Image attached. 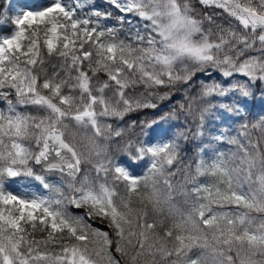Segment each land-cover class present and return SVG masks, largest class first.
I'll return each instance as SVG.
<instances>
[{
  "label": "snow or ice",
  "instance_id": "1",
  "mask_svg": "<svg viewBox=\"0 0 264 264\" xmlns=\"http://www.w3.org/2000/svg\"><path fill=\"white\" fill-rule=\"evenodd\" d=\"M200 2L227 11L244 29L250 30L251 39L229 32L228 38L220 36L219 42L210 40L209 35L203 32L201 22L191 15L187 0H124L123 3L110 0L121 13H134L150 21L152 31L158 34L159 39L149 36L147 46L137 48L118 41L117 30L103 28L98 20L75 18V12L69 10L62 0H54L43 11H28L14 18L16 31L10 38L0 41V90H14L18 104L40 106L47 115L41 118L16 112L10 100L7 114L0 111V205H3L0 207V264H116L109 251L113 244L109 233L93 228L84 216L68 212V205L85 208L88 217L106 220L119 237L117 252H125L123 241L127 240L131 245L130 238L138 237L137 243L142 251L137 256H142L146 250L152 255L153 264H234L233 257L228 254L233 249L239 264H264V261L253 259L257 254L264 256V219L255 221L249 215L253 210L264 213V155L259 151L249 153L236 138L228 142L239 145L244 151L241 166L229 167L223 153L211 163L201 159L196 167L197 176H210L214 183L211 187L197 185L192 188L198 197L201 191L207 193L203 197L207 202L193 204L187 213L170 203V193L165 196L158 188L160 179L167 174V166L177 159L174 143L128 145V148H135L136 155L128 152L134 160L150 157V167L142 176L130 175L121 166L109 168L107 165L112 161L108 160L107 164L94 165L97 174H103L104 182L94 183L84 175L79 186L76 183L81 164L91 163L93 154L99 158L105 153L99 138L107 139L105 129L110 130L111 125L101 124L99 117L122 118L133 108L156 106L128 98L125 90L130 86L137 83L147 87L168 86L177 81H187L195 69L185 65L181 70L183 74L176 71V65L185 61L199 67L213 65L225 77L240 73L253 81L264 80V0H257V3L253 0ZM92 15L110 16L99 11ZM119 19L122 21L123 17ZM41 30L44 33L42 42ZM233 39L242 47L230 45ZM138 40L144 41L145 37L138 36ZM257 43L262 55L250 56L238 63L237 59L255 49ZM42 45L48 55H57L67 65L66 69L62 65V70L74 79V84H69L67 78L57 79L59 73L40 81L34 69L37 64H44ZM72 69L76 70L75 77L70 75ZM89 71L94 75L102 71L108 76V81L95 90L96 94ZM65 86L68 93L64 92ZM110 86L114 88L115 101L104 96L105 89ZM76 90L80 92L79 97L71 94ZM240 92L243 96L249 95L243 87ZM213 93L225 95L226 90L213 85L207 87L202 95L211 96ZM97 106H100L99 111ZM230 110L239 111L238 108ZM200 119L203 121V113ZM69 121L79 128L92 130V135L84 137L89 145L87 156L78 150V134L69 130ZM120 134L119 131L115 133L116 136ZM33 138L36 150L22 143ZM53 155L55 162L50 159ZM235 155L232 153L233 157ZM31 160L36 165L43 164L47 171L66 172L73 181L68 184L70 191L66 194L37 175L35 179L50 190L48 197L23 199L5 192L6 177L33 176V169L29 166ZM254 170L256 187L245 193L242 190L244 183L252 182ZM109 173L112 174L111 182L108 181ZM197 176L188 182L196 184ZM163 182L172 187L166 178ZM120 185H123V193L118 190ZM134 195L142 204L147 198L154 214H162L166 207L168 216L176 218L172 227L177 234L173 236V231L168 230L164 237L157 236L152 231L157 223L147 222L149 212L130 206ZM213 204L237 205L248 212L234 216L215 212ZM22 221L30 225L32 231L37 229V222L42 226L41 230L50 229L47 238L30 239L25 234L27 230ZM159 223L162 224L163 220ZM134 227L138 231L133 230ZM65 232L67 236L62 235ZM57 233L61 235L57 237ZM153 237L156 242L148 244L145 249V242ZM167 238L173 240L171 248L167 246ZM63 240L75 243H61L60 251L56 253L42 250L50 243ZM90 244L94 246L90 247ZM194 249L201 251L193 254ZM157 254L159 260H156ZM93 256L99 259H93ZM136 258L134 256L133 261Z\"/></svg>",
  "mask_w": 264,
  "mask_h": 264
},
{
  "label": "trees",
  "instance_id": "2",
  "mask_svg": "<svg viewBox=\"0 0 264 264\" xmlns=\"http://www.w3.org/2000/svg\"><path fill=\"white\" fill-rule=\"evenodd\" d=\"M40 1L41 0H33L32 7L30 10L31 12H38L44 10L40 6ZM66 1L70 2L69 10L75 12V18L92 19L93 21L98 20L103 28L116 29L117 30L116 39L118 41H124L126 44H130L133 48L146 47L147 38L149 36H155L156 38H159L158 34L151 31V29H149V27L147 26V23H145L144 21L142 22V20L139 25L130 24V17L128 15L126 17H123L122 13L114 5L105 6L102 9L96 6L97 5L96 0H66ZM96 11H99L104 14H110V16L104 15L101 17H95L92 14ZM121 17H123L122 21L121 19H119ZM42 28L43 26H41V29ZM15 31H16V27L13 21V11L11 10L10 6L6 5L5 0H1L0 1V36L6 35V38H10ZM40 36L42 42L44 38V33L42 30ZM138 36L145 37V40L139 41ZM42 55L44 58V64L43 65L37 64L34 69L36 74L39 76L40 81H43L45 78L52 77L54 73H59L57 79L67 78L69 84L75 83L74 79L69 78L66 74V71L62 70V65L64 69L67 68V65L63 63L62 59L55 54L48 55L43 45H42ZM93 59L95 60V57ZM191 69H194V67ZM85 70H87V64H85ZM88 74L90 77H92L91 86L93 88L94 94H96L95 90L103 82L108 81V76L106 75V73L102 71L96 73L95 75L91 71H89ZM181 74H183V72ZM70 75L71 77H75L76 70L72 69ZM135 78L137 80L139 79L138 76ZM181 84L182 83H173L168 86L147 87L144 84L138 83V85L130 86L128 88L130 93H135L136 95L144 96V101L142 103L155 104L156 106L133 108L132 111L128 112V115L124 117V119L128 120V122H135L136 124H138L139 122L140 123L143 122L145 117L149 118L148 120L156 119V121H160L161 127L164 124L166 125L167 123L169 126V133L164 136V142L174 143L177 146L176 149L177 153L182 154L183 156V162L184 160L185 162H187L188 160L191 161L193 170L195 172H196V167L201 159L205 160L208 163H211V161L216 159L220 153L224 154L223 159L228 161L229 167H240L241 158L244 155V151L241 150L239 145L231 144L228 142L230 139L233 138L238 139L239 144L243 145V148L246 149L249 153L255 154L257 151H259L262 155H264L261 146L255 144L254 135L250 131V129H246L244 128V126H242L245 118H247V122H246L247 126H250V128H252V123H253L252 116L254 114L253 113L251 114V112L253 111L262 112L263 105H261V103H254V105H252V103L246 102L244 104H241L239 103L238 100L228 99L230 100L229 107L227 108L228 114L231 113V111H233L230 109L238 108L239 109L238 113L240 115H243V119L242 120L239 118L236 119L238 126V133H235V131H229L231 133L227 137L225 135V131L221 129L222 127H224L223 124H219V123L215 125L211 124L208 121V119L206 120V118H204L203 121H201L200 119L201 115L199 113H198L199 115L198 118L195 116L196 113L194 114V112L201 111V108L203 107L201 106L199 100L194 103L189 98V96L183 92V88H181L182 87ZM199 86L200 83H198V87ZM111 88L112 87L110 86L109 88L105 89V91L108 89L110 90ZM229 89L230 88H227L226 91H228ZM153 90L154 91L163 90L157 93V95L159 94L160 97H156L155 100H151L149 98V92ZM164 90H171V92L174 90L177 91L174 94L171 93L172 96L171 95L169 96L170 92L166 93ZM44 91L45 94H47V90ZM64 92L65 93L69 92L67 86H65ZM5 93H7L6 96ZM71 94L77 97L80 96L79 90L73 91ZM9 100L12 101V104L15 106L16 112H19L21 114L30 115L33 117H41V118L47 115L39 112L41 109H43L40 106H34L30 104H18L15 91L12 89L0 90V111L5 112V114H7L8 111ZM229 116L231 118V121H233L232 114ZM227 122H229L228 119ZM200 125H202V127H199ZM199 128H202L201 132H199ZM77 134H78L77 135V139H78L80 135L79 133ZM216 137H223V139L218 140L216 139ZM22 143H24L25 146L30 147L33 150H36L34 138L24 140L22 141ZM78 150H81L79 146H78ZM232 153H235L236 155L233 157ZM177 162H179V160L175 161L174 163ZM30 163H32V160L30 161ZM113 165L125 167L129 171L130 175L137 177L145 174L147 172L148 167H150V165L141 164L138 165L137 169H131V167L127 165L125 162H121V163L114 162ZM172 165L169 167L172 168ZM255 177H256V172L254 170L252 182L246 181L244 183L242 190L245 193H250L255 188ZM15 178L16 177H6L4 180V186L14 185L17 182ZM165 178L167 179V176L161 178L160 182L164 183L163 181ZM48 183L50 185H55L61 188V190L64 191L66 194L70 191L68 185L66 184L65 179L62 178L59 174H56L54 178L50 177ZM213 183H214V178L210 176H198L197 185L201 187L204 185L211 187ZM221 187H223V185ZM118 190L121 191V193H123V185H120ZM141 191H143V189H141ZM45 192H47L50 195L49 189H47V191ZM201 192L204 195L199 194L198 197L196 193H192V195L189 196V200L200 199L202 201L203 197H205L207 193H204L203 191ZM0 207H3V205H0ZM212 208L215 212L229 213L233 216L240 212H248L247 209H244L240 206L229 205V204H224V205L213 204ZM67 211L73 215L84 216L86 222L91 224L93 228H97L100 229L101 231H106L109 233V238L113 240V244L110 246L109 251L111 252L113 260L116 262V264H153V257L148 251L144 250L142 256H137V253L142 251L137 243L138 237L130 238L132 240L131 245L127 243V240L123 241L122 246L124 247L125 252L124 253L117 252L116 241L119 239V237L116 236L115 230L111 228L109 224L101 226L91 223L86 218L85 210L83 208H76L73 205H68ZM254 213H258V212H255L253 210L249 212V215L251 217H254L255 221L261 220V217L257 219ZM174 219L176 218L168 216L167 212L165 214H160V215L149 212L147 222L152 223L155 221L157 223L156 228L152 230L157 234V236L164 237V233L168 230H172L173 236H175L177 233L175 229H173L172 227ZM161 220H163L162 224L159 223V221ZM22 226H24L25 229L27 230L25 234L28 235L30 239H36V240L46 239L47 232L50 231V229L41 230L42 226H40L38 222H37V229L35 231H32L31 226L25 224L23 221H22ZM133 230L138 231V229H136L135 227ZM55 235L59 237L61 234L57 233ZM62 235L67 236V233L65 232ZM167 240H168L167 246L171 248L173 246V240L172 238H167ZM155 242H156L155 237L150 238L148 241L145 242V249H147L148 244H152ZM61 243H75V241L63 240V241L50 243L46 249H42V250H46L51 253L59 252ZM93 246L94 245L90 244V247ZM157 246L159 245L157 244ZM200 251L201 250L199 249H194L193 254H198ZM134 256L137 257L135 261H133L132 259ZM93 259H99V258L93 256ZM156 260H159L158 254L156 256ZM101 264H105V262H101Z\"/></svg>",
  "mask_w": 264,
  "mask_h": 264
},
{
  "label": "rangeland",
  "instance_id": "3",
  "mask_svg": "<svg viewBox=\"0 0 264 264\" xmlns=\"http://www.w3.org/2000/svg\"><path fill=\"white\" fill-rule=\"evenodd\" d=\"M1 1V0H0ZM33 0H5V3L7 6L11 7V10L13 11V20L16 17L21 16L24 12H28L31 10ZM54 0H41V7L42 9H45L52 5ZM123 3L124 0H121ZM190 8L192 9L191 15L199 20L202 25L203 32L207 33L209 35L210 40L214 42H219V37L224 36L225 38H228L229 32L236 33L237 36L243 35L247 36L251 39L252 34L250 30L244 29L243 26L239 23V21L228 14L227 11L224 9L210 6V5H204L200 2V0H187ZM254 3H257V0H253ZM62 3L69 9V1L62 0ZM97 7L104 8L105 6L112 5L110 3V0H96ZM130 17V24L132 25H139L144 21L147 23V26L149 29H151L150 21H147L138 15L134 13H122L123 17L126 16ZM210 18V19H209ZM6 36L0 37V41H2ZM159 39V38H157ZM196 39H199V36L196 37ZM230 45H235L237 48L242 47V45H237L236 41L230 40ZM228 46L225 47V51H227ZM259 44L257 43L256 48L245 52L244 56H241L237 59V62H241L244 59L250 57V56H261V52L258 51ZM233 54L234 53H230ZM187 65L189 69L194 67V73L191 76V78L187 81H177L174 83H182L181 88H183V92L189 96V98L195 103L196 101H200L201 111L204 115V118L211 124H223L224 127L221 129L225 131V135L228 137L231 132L229 131H235V133H238V126L236 119H243V115H240L238 111H231V113L228 114L227 108L229 107V101L230 100H238L239 103L244 104L246 102L252 103H261L263 105V111H253L254 115L252 116V128L250 126H247V118H245L244 123L242 126L246 129H250V131L254 135L255 144L260 145L263 152H264V80H250L248 77L244 76L240 73H234L231 77H225L222 73V71L213 65H206L203 67L196 66L192 64L191 62L185 61L184 64H177L176 65V71L179 73H182V68ZM198 72V73H196ZM220 79V80H219ZM198 83H200V86L198 87ZM138 85V83L136 84ZM217 85L219 88L227 89L230 88L228 91H226L225 95H219L218 93H213L211 96H203L201 93L210 86ZM245 88L248 92V96L241 95L240 89ZM126 96L132 100L138 99L141 100V102L144 101L143 95H136L135 93H130L129 89H126ZM163 90L158 91H151L149 92V98L151 100H155L156 97H160V95L157 93L161 92ZM166 93L170 92L169 96L175 93L177 90H174L171 92V90H164ZM148 95V94H147ZM104 96L106 98H111L113 101H115L116 97L114 95V88L112 87L110 90H106L104 92ZM230 99V100H228ZM223 105H227L228 107H223ZM121 108L123 105L120 106ZM252 107V106H251ZM42 108V107H41ZM205 109H208L207 111H204ZM235 109V108H234ZM97 110H100V106H98ZM132 111V110H131ZM201 111H195L194 114L198 118V113L201 115ZM39 112L43 114H47L45 109H41ZM130 112V111H128ZM128 112H126L122 118L108 116V117H99V120L101 124H110L111 129H105V139L104 137L99 138V143L104 146L105 153L101 157L97 158L94 154L91 156V163L83 162V165H85L84 171L82 172L81 176L88 175L89 178L94 183H101L104 182L103 174H97V171L94 167V165L98 163H105L107 164L108 160L112 161L111 165H107L109 168L113 166V163H121L125 162L130 167L134 168L136 165L135 163L142 162L146 165H150V157H144L143 159H137L134 160L131 155L128 154V152H132L133 155H136L135 148H128L129 144L132 145H139V144H145L148 146H154L157 144H163L164 142V136L169 133V126L166 123V125L161 127L160 121L154 120H148L149 118H144L143 122H139L136 124L135 122H128V120H125L124 117L128 115ZM232 114L233 121H231V118L229 115ZM227 119L229 122H227ZM235 121V122H234ZM70 130L75 131L79 133V138L77 139L78 146L80 147L82 153H84L85 156L88 155L89 151V145L86 139L84 137L86 135L90 136L92 135V130L79 128L75 125L74 122L70 121ZM199 127H202L200 125ZM119 131L121 134L119 136H116L115 133ZM202 131V128H199V132ZM197 132V130H196ZM195 132V133H196ZM156 135V136H153ZM253 139V138H251ZM127 148V151H126ZM179 162L174 163L172 165V168L167 166L166 168V176L167 180L171 184V188L168 187V185L160 182L158 184V188L161 190V192L167 196L169 193L172 196V200L170 201L171 204L175 205L177 208L181 210V212L187 213L191 210L193 204L198 203H206L207 201L203 199L202 201L200 199H192L189 200V196L192 195V188L197 186L198 183V176L196 172L193 170V166L191 161L183 162V156L182 154L177 153V159ZM29 166L33 169V176H25L20 175L17 176L16 183L12 186H4L5 192H11L13 195H16L23 199H32L35 197H48L49 194L45 191H47L46 188H44L41 181L36 180L35 176L41 175L44 177V181L48 183V180L50 177L55 176V173H45L43 170H41L39 167H36L34 163L29 162ZM61 176H65L60 174ZM111 173L108 175V181L111 182ZM197 176V183H189L192 179V177ZM65 179V178H64ZM66 184L72 183L68 179H65ZM78 181H76L77 183ZM77 186L79 184L77 183ZM256 187V183H255ZM201 195H204L202 192ZM207 196V195H206ZM205 196V197H206ZM11 207V206H9ZM255 217L258 219L261 217V219H264V213H254ZM22 223V222H21ZM39 237V236H38ZM40 238V237H39ZM221 247H226L221 245ZM233 257L234 264H239V258L236 256V250L233 249L232 252L228 253ZM256 261H264V256L257 254L255 257H253Z\"/></svg>",
  "mask_w": 264,
  "mask_h": 264
},
{
  "label": "clouds",
  "instance_id": "4",
  "mask_svg": "<svg viewBox=\"0 0 264 264\" xmlns=\"http://www.w3.org/2000/svg\"><path fill=\"white\" fill-rule=\"evenodd\" d=\"M101 147L103 148L104 146L101 145ZM79 184V182H77ZM141 194L143 195V191L141 192ZM133 209H146L148 212H152V205L150 203H148L147 198H145L144 203L142 204L140 202V199L137 196H133L131 198V205H130ZM167 212V209L165 207V211L162 214H165ZM153 213V212H152ZM157 215H160L161 213H156Z\"/></svg>",
  "mask_w": 264,
  "mask_h": 264
},
{
  "label": "water",
  "instance_id": "5",
  "mask_svg": "<svg viewBox=\"0 0 264 264\" xmlns=\"http://www.w3.org/2000/svg\"><path fill=\"white\" fill-rule=\"evenodd\" d=\"M50 159L53 161V162H55V156L53 155L52 157H50ZM35 163V162H34ZM46 163V162H45ZM36 165V164H35ZM37 166H40L43 170H45V171H47L46 169H45V167L43 166V164L42 165H37ZM82 169H83V166H82V164H81V171H80V173H79V175L77 176V179H78V177L81 175V173H82ZM52 171H59V170H52ZM65 174H66V172H65ZM67 175V174H66ZM96 219H97V221H96ZM89 220H92V221H94V223H98V222H100V224H105L101 219H99V218H90Z\"/></svg>",
  "mask_w": 264,
  "mask_h": 264
}]
</instances>
